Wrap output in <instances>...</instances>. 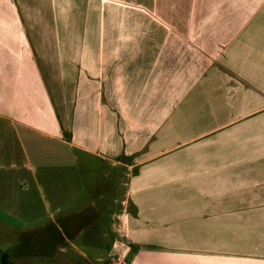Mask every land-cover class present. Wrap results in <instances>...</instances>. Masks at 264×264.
<instances>
[{
	"label": "crops",
	"instance_id": "obj_1",
	"mask_svg": "<svg viewBox=\"0 0 264 264\" xmlns=\"http://www.w3.org/2000/svg\"><path fill=\"white\" fill-rule=\"evenodd\" d=\"M21 3L0 0L3 205L25 174L69 187L94 161L98 261L264 264V0ZM65 207L74 248L88 207ZM9 247L2 264L26 260Z\"/></svg>",
	"mask_w": 264,
	"mask_h": 264
},
{
	"label": "rangeland",
	"instance_id": "obj_2",
	"mask_svg": "<svg viewBox=\"0 0 264 264\" xmlns=\"http://www.w3.org/2000/svg\"><path fill=\"white\" fill-rule=\"evenodd\" d=\"M15 1L22 11L21 0ZM27 6L28 9L24 8L25 11L34 10L37 14L48 16L47 0H38V4L31 3L32 9ZM81 163L79 160V172L73 171L74 179L69 187H66L65 171L57 169L55 170L57 177L55 174L50 175L55 178L50 185L47 183L48 180L45 183L41 179L33 184L25 174V189L19 191L16 198L12 196L7 204L3 205L5 198L0 197V246H10L9 250L24 252L27 258L19 264H104L98 259L106 258L107 253L104 249L109 246L111 238L109 235L104 239L99 236L101 226L109 225V221L101 217L99 207L102 198L98 196V191H102L106 184V178L99 177L105 168L97 162L88 161L87 170L83 171ZM123 180L124 176L120 171V182L123 183ZM83 187L87 190L81 195ZM66 190L73 195L69 197ZM123 190V186L118 184L114 189V197L121 198ZM13 200L15 202L12 204L16 203L19 206L18 211L7 209L10 207L8 203ZM68 203L73 207L78 205L82 208L88 207L83 213V223L80 219L74 222L73 227H78L82 233L74 241V248L66 241L75 239L70 236L65 220L67 213L65 210L68 209L65 205ZM109 206L111 211L119 210L117 205ZM55 208H59L60 212L56 213Z\"/></svg>",
	"mask_w": 264,
	"mask_h": 264
},
{
	"label": "water",
	"instance_id": "obj_3",
	"mask_svg": "<svg viewBox=\"0 0 264 264\" xmlns=\"http://www.w3.org/2000/svg\"><path fill=\"white\" fill-rule=\"evenodd\" d=\"M0 264H2V254L0 252Z\"/></svg>",
	"mask_w": 264,
	"mask_h": 264
},
{
	"label": "trees",
	"instance_id": "obj_4",
	"mask_svg": "<svg viewBox=\"0 0 264 264\" xmlns=\"http://www.w3.org/2000/svg\"><path fill=\"white\" fill-rule=\"evenodd\" d=\"M3 264H4V259H3Z\"/></svg>",
	"mask_w": 264,
	"mask_h": 264
}]
</instances>
